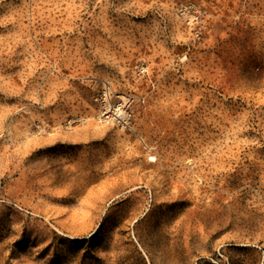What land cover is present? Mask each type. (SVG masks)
<instances>
[{
	"label": "rangeland",
	"instance_id": "rangeland-1",
	"mask_svg": "<svg viewBox=\"0 0 264 264\" xmlns=\"http://www.w3.org/2000/svg\"><path fill=\"white\" fill-rule=\"evenodd\" d=\"M0 264H264V0H0Z\"/></svg>",
	"mask_w": 264,
	"mask_h": 264
},
{
	"label": "built area",
	"instance_id": "built-area-1",
	"mask_svg": "<svg viewBox=\"0 0 264 264\" xmlns=\"http://www.w3.org/2000/svg\"><path fill=\"white\" fill-rule=\"evenodd\" d=\"M117 111H118V110H117ZM104 115H106L107 118L110 117V114H108L107 111L104 113ZM115 117H118V118H119L120 116L117 115V114H114V118H115ZM121 118H122L121 120L123 121V124L126 125V124H127V120L125 119L124 114L121 115Z\"/></svg>",
	"mask_w": 264,
	"mask_h": 264
},
{
	"label": "bare ground",
	"instance_id": "bare-ground-1",
	"mask_svg": "<svg viewBox=\"0 0 264 264\" xmlns=\"http://www.w3.org/2000/svg\"><path fill=\"white\" fill-rule=\"evenodd\" d=\"M121 106V105H120ZM102 107H104V106H102ZM119 108H122V107H119ZM111 111V110H110ZM109 111V112H110ZM117 111V110H116ZM124 112V111H123ZM114 114V113H113ZM123 113H122V111L118 114L119 116H121Z\"/></svg>",
	"mask_w": 264,
	"mask_h": 264
}]
</instances>
